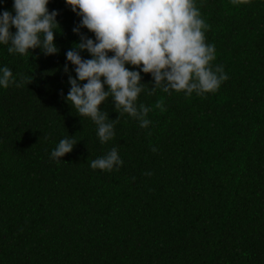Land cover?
Wrapping results in <instances>:
<instances>
[{"label":"trees","instance_id":"16d2710c","mask_svg":"<svg viewBox=\"0 0 264 264\" xmlns=\"http://www.w3.org/2000/svg\"><path fill=\"white\" fill-rule=\"evenodd\" d=\"M13 5L0 0V14L15 16ZM195 5L212 67L228 79L203 95L152 92L151 74L126 65L140 71L136 106L149 107L151 123L119 116L109 96L101 111L119 119L104 144L66 102L69 75L81 83L66 59L81 17L66 0L48 4L59 13L57 54L0 44V69L17 82L34 77L0 87V264H264V0ZM64 138L75 139L73 151L52 159ZM112 148L122 165L90 167Z\"/></svg>","mask_w":264,"mask_h":264},{"label":"clouds","instance_id":"9594fccd","mask_svg":"<svg viewBox=\"0 0 264 264\" xmlns=\"http://www.w3.org/2000/svg\"><path fill=\"white\" fill-rule=\"evenodd\" d=\"M48 4L49 0H14L15 16L8 11L0 14V44L10 45L9 54L30 55L29 50L36 48L46 56L58 53L54 29L59 28V13H49ZM66 4L81 17V24L73 29L80 43L66 53V59L75 66L79 82L86 81L81 86L69 75L71 87L66 102L80 117L91 118L102 144L113 139L114 122L119 119L110 121L108 114L101 111L109 96L119 116L127 113L139 121L141 128L151 123L146 118L149 107L136 106L142 91L140 71L129 70L126 65L151 74L155 82L152 92L162 88L165 93L174 90L189 96L193 92L203 95L214 93L228 79L222 65L212 67L215 47L205 43L207 25L195 0H66ZM12 27L15 34L10 31ZM81 27L94 33L95 41L84 36ZM83 51L92 58L83 59ZM64 71H69L67 64ZM33 80L34 77H22L17 82L9 68L0 69V87L5 89ZM75 145L74 138L60 140L51 153L52 159L59 161ZM122 163L117 149L112 148L106 156L93 160L90 167L111 172Z\"/></svg>","mask_w":264,"mask_h":264}]
</instances>
